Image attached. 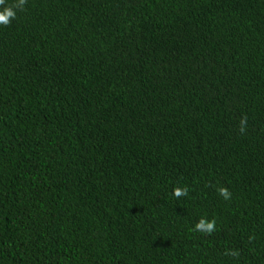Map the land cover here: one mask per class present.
Returning <instances> with one entry per match:
<instances>
[{
  "label": "trees",
  "instance_id": "16d2710c",
  "mask_svg": "<svg viewBox=\"0 0 264 264\" xmlns=\"http://www.w3.org/2000/svg\"><path fill=\"white\" fill-rule=\"evenodd\" d=\"M15 11L0 26V264H264V0Z\"/></svg>",
  "mask_w": 264,
  "mask_h": 264
},
{
  "label": "clouds",
  "instance_id": "9594fccd",
  "mask_svg": "<svg viewBox=\"0 0 264 264\" xmlns=\"http://www.w3.org/2000/svg\"><path fill=\"white\" fill-rule=\"evenodd\" d=\"M26 0H18L17 3L12 5H5V0H0V26H6L10 23L11 19H15L16 11L15 9H22ZM246 119H241L240 121V132L243 133L245 131ZM187 190L176 188L173 190V195L179 198L182 195H186ZM217 193L222 196L225 200L229 199L230 193L224 187L217 188ZM215 227L214 221H207L205 219H201L196 225L195 230L198 231H206L211 232Z\"/></svg>",
  "mask_w": 264,
  "mask_h": 264
}]
</instances>
